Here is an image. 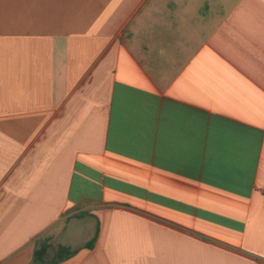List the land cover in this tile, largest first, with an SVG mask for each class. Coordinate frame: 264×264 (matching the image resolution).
Returning <instances> with one entry per match:
<instances>
[{
  "label": "crops",
  "instance_id": "crops-1",
  "mask_svg": "<svg viewBox=\"0 0 264 264\" xmlns=\"http://www.w3.org/2000/svg\"><path fill=\"white\" fill-rule=\"evenodd\" d=\"M264 0H0V264H264Z\"/></svg>",
  "mask_w": 264,
  "mask_h": 264
},
{
  "label": "built area",
  "instance_id": "built-area-1",
  "mask_svg": "<svg viewBox=\"0 0 264 264\" xmlns=\"http://www.w3.org/2000/svg\"><path fill=\"white\" fill-rule=\"evenodd\" d=\"M261 191H262V192H263V194H264V187H262V188H261Z\"/></svg>",
  "mask_w": 264,
  "mask_h": 264
}]
</instances>
